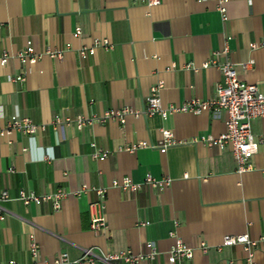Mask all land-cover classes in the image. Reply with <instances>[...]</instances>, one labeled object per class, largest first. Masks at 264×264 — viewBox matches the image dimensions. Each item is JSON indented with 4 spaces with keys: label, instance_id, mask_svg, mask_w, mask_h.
Instances as JSON below:
<instances>
[{
    "label": "crops",
    "instance_id": "0c3cea01",
    "mask_svg": "<svg viewBox=\"0 0 264 264\" xmlns=\"http://www.w3.org/2000/svg\"><path fill=\"white\" fill-rule=\"evenodd\" d=\"M225 7L223 21L211 0H161L154 7L137 0H0V57L5 52L12 56L0 66V130L14 115L47 126L37 135L13 131L0 137V193L6 190L11 197L0 202L6 216L0 221V264H34L31 237L39 245V264L63 253L79 259L86 248L98 254H137L147 242L162 254L141 264H170L166 252L175 243L172 232L196 248L193 259L177 264H245L240 246L216 248L229 234L253 239L264 234V117L252 123L261 141L255 170L244 173L237 171L230 146L189 143L198 136L223 135L225 111L166 119L129 116L124 124L109 120L81 129L52 126L56 116L76 120L125 105L142 110L159 83L166 108L211 99L223 75L216 66L203 65L224 50L228 36L229 52L219 60L253 61L247 70L238 66L237 73L262 89L264 0H228ZM77 28L81 34L74 36ZM96 38L108 39L112 48L98 47L82 56V47L92 46ZM28 42L38 54L60 50L63 58L43 55L23 65L17 53ZM20 74L24 80L15 81ZM167 129L186 143L123 149L141 141L157 144ZM91 143L108 151V157L94 159ZM148 174L171 179V184L131 192L112 186L125 177L142 183ZM87 185L107 189V229L102 233L89 226L95 192L75 194ZM61 188L71 195L59 210L50 203L26 206L16 199L20 190L44 195ZM201 242L210 246L208 253L198 250ZM255 261L264 264V245Z\"/></svg>",
    "mask_w": 264,
    "mask_h": 264
},
{
    "label": "built area",
    "instance_id": "2783aa9c",
    "mask_svg": "<svg viewBox=\"0 0 264 264\" xmlns=\"http://www.w3.org/2000/svg\"><path fill=\"white\" fill-rule=\"evenodd\" d=\"M148 7L158 6L161 0H137ZM216 2L217 11L222 16L223 21L227 20L226 3L228 0H211ZM81 29L75 30L74 36H79ZM230 37H227L224 50L221 52H215L211 61L205 63L203 67H208L209 64L216 66L223 75L222 82L218 83L215 88V95L211 99L200 100L194 99L185 104L175 106L170 105L167 108L163 105L160 91L163 88V84L159 83L153 86L150 90L149 96L146 98V107L142 110H137L129 106H124L119 109H112L105 111L102 115L92 114L89 117L79 116L76 120H70L62 116H56L52 121L54 128L64 126L75 125L81 129L85 126L92 125L94 123H105L109 120L119 121L121 124L126 122L127 117L132 116L139 117H153L161 116L166 119L171 114L178 113H191L199 115L204 111H225L227 114L226 130L218 137L212 135H203L193 138L189 143L197 144L202 143L209 147H218L224 149L227 146L231 147L232 155L237 164V171L244 173L255 170L253 165V158L258 154L260 140L255 136L252 129V123L257 118L264 117V81L263 88L260 89L257 85L247 83L241 80L237 73V67L240 66L244 70H247L253 65V61L236 64L230 59L225 58L223 61L219 60V57L226 56L229 52L228 41ZM112 43L106 38H96L93 45L90 47L84 46L80 50L82 56L87 54H94L96 48L101 47L104 49H111ZM252 48H257L256 44L251 45ZM43 55L62 59L63 52L60 50H46L43 54L35 52L31 42L19 50L17 57L21 60L23 65L36 63ZM11 55L7 52L0 57V66H6L11 59ZM24 76L20 74L15 78V81H23ZM7 127L0 130V137L10 134L13 131H18L27 135H37L46 130V124H38L33 122L29 118H22L18 115L12 116L8 119ZM163 139L157 144H151L148 142H138L123 148L127 152H134L141 148H168L181 143L175 139L174 134L170 130H163ZM94 149L92 157L94 159H105L108 157L109 152L99 150L96 144L91 143ZM12 171V170H10ZM264 172V170H262ZM171 179H155L151 174H148L142 183H136L130 178L125 177L122 180H115L112 182V186L120 189L124 192L137 191L144 185L152 187H164L171 184ZM87 190H92L97 195V200L90 203V228L94 232L102 233L107 229V218L104 212V203L107 193V189L101 187H88L83 186L76 195L85 193ZM70 192L65 189H58L55 192L47 193L44 195H36L32 192L20 190L17 200L21 201L24 205L31 204L40 205L43 203H50L54 210H59L62 206V202L66 199ZM11 199L8 191H2L0 193V202H6ZM6 219L5 214L0 213V221ZM141 225H148L147 222L141 223ZM171 237L175 238L174 245L166 252L168 262L170 264H177L184 260H191L194 257L196 248L183 242L177 238L176 234L172 232ZM264 245V234L258 239L251 238L248 234L240 235H226L224 236L221 244L217 246V251L220 252L224 247L240 246L245 254V264H258L256 260V251L260 246ZM202 253H208L210 246L205 242H201L198 247ZM39 245L31 237L30 242V254L34 261V264H39L37 259L39 255ZM162 252L152 242L144 244V250L140 253H133L130 250L122 252H107L98 254L95 248H86L83 250L82 256L79 259L71 260L67 253L59 254L49 264H96L101 261L105 264H115V262H125L128 264H141L144 261L156 260ZM4 264H19L16 260H9Z\"/></svg>",
    "mask_w": 264,
    "mask_h": 264
}]
</instances>
